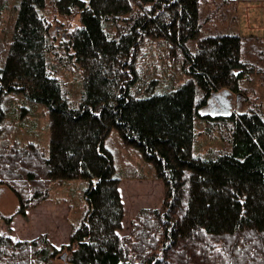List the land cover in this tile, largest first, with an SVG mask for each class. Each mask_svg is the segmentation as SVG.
<instances>
[{"label":"trees","instance_id":"trees-1","mask_svg":"<svg viewBox=\"0 0 264 264\" xmlns=\"http://www.w3.org/2000/svg\"><path fill=\"white\" fill-rule=\"evenodd\" d=\"M48 1L54 13L79 17L65 44L82 69L78 102L50 64L52 53L59 62L65 57L59 60L50 35ZM205 6L207 0H20L0 64V131L3 102L23 94L47 108L50 152L32 142L5 145L0 180L22 183V194L15 190L23 214L48 196L47 179L88 180V210L71 234L66 264H264V110L200 111L215 92H240L247 76L264 72V38L249 43L235 30L204 31L211 19ZM146 38L163 40L179 61L177 75L187 78L177 88L140 83L136 64ZM199 118L220 128L226 148L194 153ZM114 128L165 186L161 207L142 209L125 237L121 176L106 143ZM59 252L47 234L0 233V264H54Z\"/></svg>","mask_w":264,"mask_h":264},{"label":"rangeland","instance_id":"rangeland-1","mask_svg":"<svg viewBox=\"0 0 264 264\" xmlns=\"http://www.w3.org/2000/svg\"><path fill=\"white\" fill-rule=\"evenodd\" d=\"M19 2L20 0H0V64L8 54ZM207 5L203 7V11L205 14L209 12L211 19L205 25L204 31L235 30L249 43L264 38V0H207ZM52 10L53 7L48 1L44 13L51 23L50 35L54 48L60 55L59 60L65 58L62 59L63 62H59L56 53H52L49 55L50 64L54 75L62 81L68 96L78 102L83 88L82 69L73 59H69V50L65 44L67 27L78 25L79 17L70 20ZM168 51L166 43L160 39L146 38L141 43L136 64L140 67L138 75L141 84L148 81L153 90L161 91L175 89L179 83L186 80V76L177 75L180 63L174 54ZM67 61L71 66L67 65ZM241 88L240 92L230 88L215 92L208 104L200 109L201 113L228 115L233 111H247L252 108L264 110L263 70L247 76ZM142 89L147 91L144 87ZM8 99L10 102H3L6 115L1 123L0 149L5 145L26 147L32 142L39 147V151L49 154L50 117L45 105L32 102L23 94H11ZM210 127L201 118L196 121L194 153L208 154L226 148L224 134L220 128ZM106 143L115 155L116 173L121 176L119 189L125 215L119 234L123 237L130 236L133 222L137 220L142 209L161 207L165 191L164 182L157 177L153 165L145 160L135 147L126 144L115 128L110 132ZM40 176L38 179L44 183L43 175ZM11 182L13 185L0 180V233L8 234L14 239H32L47 234L51 243L60 250L54 264H66V256L71 252L67 246L71 234L84 220L88 210L85 195L89 186L88 180L47 179L45 189L48 196L30 204L24 214L18 212L19 197L16 192L18 190L22 194V183L17 180Z\"/></svg>","mask_w":264,"mask_h":264},{"label":"water","instance_id":"water-1","mask_svg":"<svg viewBox=\"0 0 264 264\" xmlns=\"http://www.w3.org/2000/svg\"><path fill=\"white\" fill-rule=\"evenodd\" d=\"M63 258H64V256H63Z\"/></svg>","mask_w":264,"mask_h":264}]
</instances>
